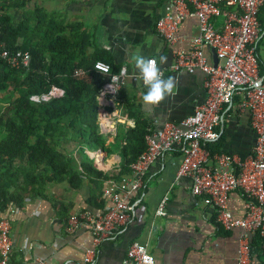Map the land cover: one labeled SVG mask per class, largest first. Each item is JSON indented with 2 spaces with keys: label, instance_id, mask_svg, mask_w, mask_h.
<instances>
[{
  "label": "crops",
  "instance_id": "obj_1",
  "mask_svg": "<svg viewBox=\"0 0 264 264\" xmlns=\"http://www.w3.org/2000/svg\"><path fill=\"white\" fill-rule=\"evenodd\" d=\"M163 0H30L32 29L36 19L42 18L45 34L58 29L60 35L82 46L84 55H101L103 52L112 70L124 66L127 76L118 90L116 105L98 104V134L105 136L99 149L105 175L79 177L75 186L65 181L52 182L40 196L23 202L11 216L10 236L13 250L12 264H83L84 249L91 247L87 230L66 232L65 218L77 210L89 209L98 213L103 208L101 188L103 178L111 174H126L124 162L140 145L136 129H157L164 122L178 123L189 115L195 104L204 97L203 75L195 70L172 72V51L155 32L154 20L161 11ZM224 9H222V12ZM214 19L221 27L223 13ZM263 21L264 10L259 11ZM196 32V22L188 18L179 26V49L188 46L189 38ZM140 54L157 60L164 76H173L178 82L174 96L166 97L157 105L142 100L146 89L136 79V69L131 56ZM167 63L159 64V57ZM208 55L212 56L208 51ZM212 58V57H211ZM258 72L264 76V29L256 47ZM104 62V61H103ZM106 112V117L101 113ZM102 127H101V126ZM144 134V133H143ZM254 132L245 111L232 108L220 136L212 147L244 158L254 142ZM134 149H132V148ZM93 150V149H92ZM84 160H78L75 168ZM179 160L177 150L153 161L146 173L144 196L136 208V216L114 241L101 243L96 252L95 264H121L129 243L137 240L146 245L154 264H235V254L240 229L220 228L214 219L213 208L203 205L188 191L189 180L176 176ZM168 197L165 215L154 214L162 198ZM227 207L236 216L242 213L240 197L231 193Z\"/></svg>",
  "mask_w": 264,
  "mask_h": 264
},
{
  "label": "built area",
  "instance_id": "obj_2",
  "mask_svg": "<svg viewBox=\"0 0 264 264\" xmlns=\"http://www.w3.org/2000/svg\"><path fill=\"white\" fill-rule=\"evenodd\" d=\"M263 6L264 0H163L154 29L172 51L169 70L176 73L200 71L204 97L178 123L167 121L157 129L146 128L143 149L127 165L128 172L119 178L114 174L103 178L101 211L94 213L83 208L65 218L64 231L83 229L89 233L91 247L84 249L83 264H95L98 246L114 241L134 220L144 196L149 165L172 150L179 153L175 174L188 178L190 194L213 208L220 228L240 229L235 264H264V76L258 72L256 58V47L264 29L258 16ZM221 12L223 21L217 28L214 19ZM188 18L195 20L196 32L189 38L188 46L179 49L178 29ZM208 51L215 55L214 65ZM0 59L11 67H25L29 55L20 49L7 50L0 44ZM92 68L104 76L97 90V106L116 105L120 84L127 76V73L120 75L124 66L112 70L108 63L95 60ZM161 71L164 73L163 69ZM75 73L80 74L81 70ZM59 91L62 94V90ZM232 108L247 113L255 135L250 152L244 158L215 151L212 147ZM106 114L101 113L102 117ZM86 154L91 167L105 175L108 170L102 166L101 150L93 149ZM77 169L81 171L80 167ZM79 176L84 178L81 173ZM233 192L242 202L240 216L227 207L228 197ZM167 199L166 195L160 198L155 215H165ZM16 211L15 206L7 205L0 212V264H12L10 222ZM121 264H154V259L144 243L133 240Z\"/></svg>",
  "mask_w": 264,
  "mask_h": 264
},
{
  "label": "trees",
  "instance_id": "obj_3",
  "mask_svg": "<svg viewBox=\"0 0 264 264\" xmlns=\"http://www.w3.org/2000/svg\"><path fill=\"white\" fill-rule=\"evenodd\" d=\"M261 9L263 11L264 6ZM259 20L264 24V17L263 21L260 18ZM8 21V16L0 15V44L7 50L26 51L29 60L25 67L15 68L0 59L1 92L6 90L9 83L16 81L15 77L8 75L18 71L24 72L25 77L24 88H17L19 94L12 101V116L0 121V126L4 130V135L0 137V165L8 164L25 155L30 163H45L50 173L47 180L51 183L65 181L70 186H75L80 173L85 177L93 174L100 176V171L93 169L87 161L80 164L81 171L70 168L66 161L56 163L48 145L50 142L48 137L51 125L59 118L68 116L69 124L74 131L81 133L88 131L93 136L87 141L88 144L93 143L90 146H102L103 141H94L98 137L96 95L104 76L92 68V63L101 60L109 64L108 60L102 57L103 52L101 55H84L82 46L76 47L73 41L60 35L56 28L44 34L45 47H37L30 43L24 46L14 44V36L20 31V26L14 27ZM45 50L49 62L45 60ZM109 66L111 67L110 64ZM76 70H81V73L76 74ZM51 87L61 89L62 95L37 103L29 101L26 97L28 94L46 93ZM143 133V128L136 129L134 136L140 145L126 158L124 162L126 169L143 149ZM116 178H119V175ZM12 197L10 192L4 190V186H0V212L7 205L15 207L21 205L15 203Z\"/></svg>",
  "mask_w": 264,
  "mask_h": 264
},
{
  "label": "rangeland",
  "instance_id": "obj_4",
  "mask_svg": "<svg viewBox=\"0 0 264 264\" xmlns=\"http://www.w3.org/2000/svg\"><path fill=\"white\" fill-rule=\"evenodd\" d=\"M0 15L8 16V23L13 24L14 27L20 26V33L18 32L14 36V44L24 46L26 43H30L37 47L44 46L43 30L45 29L46 31L47 27H43V20L39 18L36 19V28L32 29L30 0H0ZM44 56L46 62H49L47 61L49 57L46 50L44 51ZM8 76L15 77L16 81L9 83L5 91H0V121L12 116V101L19 94L17 88H24L25 83L24 72L17 71ZM56 89V87H51L46 93L28 94L26 97L33 103L48 101L51 98L62 95L59 88L58 90ZM72 128L69 124L68 116L59 118L51 125V132L49 131L50 136L48 137L50 142L48 145L53 152V158L56 163L66 161L70 165V168L74 169L78 160L86 159V153L99 146H90L93 143H87L91 137L93 138L88 131L81 133L74 131ZM3 135L4 130L0 126V137ZM97 136L94 142H105V136L100 134ZM0 173H2L0 175V186H4V190L12 194L15 203L18 202L20 204L27 202L32 195H34L33 198L42 195L50 187L51 183L50 180H47L50 173L45 163H30L25 158V155L19 156V158L14 159L8 164H1Z\"/></svg>",
  "mask_w": 264,
  "mask_h": 264
},
{
  "label": "clouds",
  "instance_id": "obj_5",
  "mask_svg": "<svg viewBox=\"0 0 264 264\" xmlns=\"http://www.w3.org/2000/svg\"><path fill=\"white\" fill-rule=\"evenodd\" d=\"M130 59L133 67L136 69V79L141 81L146 89L142 96V100L145 103L157 105L166 97L176 94L178 90L176 78L173 76L165 78L156 59L147 58L140 54H134ZM164 63H167V57L161 55L159 57V64ZM104 71L107 72L108 70L104 69ZM120 75H126V71L121 70Z\"/></svg>",
  "mask_w": 264,
  "mask_h": 264
},
{
  "label": "water",
  "instance_id": "obj_6",
  "mask_svg": "<svg viewBox=\"0 0 264 264\" xmlns=\"http://www.w3.org/2000/svg\"><path fill=\"white\" fill-rule=\"evenodd\" d=\"M212 63H213V65L215 64V62H216V58H215V55H214V53H212Z\"/></svg>",
  "mask_w": 264,
  "mask_h": 264
}]
</instances>
